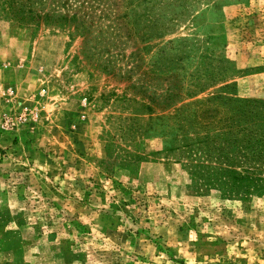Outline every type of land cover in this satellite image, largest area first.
<instances>
[{"label":"rangeland","instance_id":"obj_1","mask_svg":"<svg viewBox=\"0 0 264 264\" xmlns=\"http://www.w3.org/2000/svg\"><path fill=\"white\" fill-rule=\"evenodd\" d=\"M235 139L264 148V0H0V264H264V196L192 171Z\"/></svg>","mask_w":264,"mask_h":264},{"label":"trees","instance_id":"obj_2","mask_svg":"<svg viewBox=\"0 0 264 264\" xmlns=\"http://www.w3.org/2000/svg\"><path fill=\"white\" fill-rule=\"evenodd\" d=\"M50 16H45L46 21L49 20ZM65 20V19H64ZM233 129H238V133H240L239 126L236 128L233 126H221L219 127V131H222V136H229ZM243 128H241L242 130ZM206 133L202 140H199L201 144H205L207 148L212 146V133L211 132H202ZM228 141V140H225ZM184 147H188L189 145L184 144ZM228 148L236 149L237 155L236 158L238 160L237 166L238 170H234L232 168H211L210 165H203L199 167V170H192L194 174H198L203 181L208 182V184H212L214 186H218L219 190H221L225 195L230 197H238V196H264V170H260L259 166L264 167V157L262 151L264 148L260 150L259 153H256L253 156H250V147L251 143L247 141L245 144L241 143V140L235 139L233 142L229 140L227 142ZM247 164L246 166H242ZM239 167V168H238ZM15 264H19L16 262Z\"/></svg>","mask_w":264,"mask_h":264}]
</instances>
